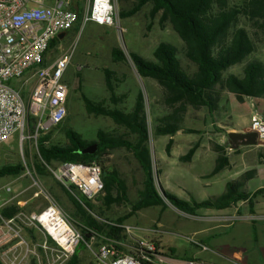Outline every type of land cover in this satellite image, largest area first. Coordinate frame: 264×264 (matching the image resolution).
<instances>
[{
  "label": "rangeland",
  "instance_id": "1",
  "mask_svg": "<svg viewBox=\"0 0 264 264\" xmlns=\"http://www.w3.org/2000/svg\"><path fill=\"white\" fill-rule=\"evenodd\" d=\"M250 1L227 0V6L245 11ZM71 2L72 9L83 16L90 0ZM114 4V26L80 24L50 51L52 58H70L64 76L69 87V112L64 122L38 134L33 128L26 130L25 136L33 138L22 145L20 138L14 136L11 139L13 149L0 156V170L16 166L25 169L11 177L15 180L22 175L18 179L19 187L14 189L13 194L23 192L18 195L20 200L38 194L31 204H0V264L70 262V258L61 256L57 244L48 239L39 226L28 221V217L41 215L53 205L83 231L81 215L70 198L67 199L63 184L51 171L61 163L57 160L50 164L43 161L40 137H47V147L63 148L71 145L70 132L76 133L88 145L99 142L100 134L123 137L137 143L138 136L117 124L112 117L90 112L86 99L107 111L131 113L139 93L143 92L149 129L148 147L161 194L164 190L188 202H201L224 194L228 183H242L245 191L264 186V144L231 149L228 137V133L233 131L249 132L252 115L264 111V97H238L225 86L230 76L243 77L248 64L264 63V19L257 17V14H244L231 28V33L238 28L248 32L254 43V52L243 62L223 72L221 83L210 93L211 110L208 106L196 107L187 101L171 102L167 91L158 82L139 75L131 59V54L136 53L147 61L156 62L154 52L157 47L161 43H169L176 47L183 70L191 77L197 73V64L186 57L185 44L170 21L161 22L163 12L152 17L153 4L148 3L137 13L128 15L137 4L134 0H114ZM114 51L123 52L124 59L115 60ZM34 86L35 81H32L24 92L26 97ZM167 124L180 129L173 135L157 132L159 127ZM95 152L96 145H93L89 154ZM222 158L227 160V165L221 172L214 173L218 160ZM100 161L104 168L115 172L123 181L126 199L108 203L104 191L95 200H89L92 209L84 206V210L98 222L103 232H108L110 225L116 223L122 228L124 246L121 247L124 253L130 251L135 239L145 238L162 251L166 260L187 262L195 257L209 264H264V219H254L256 215L251 213L250 217L243 218L241 211L238 214L241 217L235 218L229 215L234 209L221 213L228 214L222 217H211L206 210L192 216L178 210L167 200L166 206L134 212L133 207L145 190L146 179L138 159L126 148H115L103 153ZM37 166L42 167L44 172L39 173ZM4 180L9 181L10 177ZM118 195L120 191L113 190L112 198ZM38 201L43 203L42 206ZM6 209L15 212L17 217L21 213L23 216L14 223H8L6 220L9 219L2 215ZM124 217L127 218L119 223ZM102 241L101 237L91 241L94 251L81 244L77 249L78 264H93L94 252H97Z\"/></svg>",
  "mask_w": 264,
  "mask_h": 264
},
{
  "label": "trees",
  "instance_id": "2",
  "mask_svg": "<svg viewBox=\"0 0 264 264\" xmlns=\"http://www.w3.org/2000/svg\"><path fill=\"white\" fill-rule=\"evenodd\" d=\"M134 1L137 4L128 15H133L148 3H152L151 16L154 17L160 11L163 12L161 22L170 21L174 31L185 44L186 57L198 66L197 73L193 77L189 76L182 68L176 47L169 43H161L154 52L156 62L147 61L136 53L131 54V59L139 75L144 79H152L158 82L167 91L170 101L173 103L187 101L196 107L208 106L213 110L212 103L209 101L210 93L221 83L223 72L243 62L254 52V43L248 32L244 28H238L231 33V28L237 23L239 17L244 14H257V17L264 19V0H251L245 11L243 8L228 7L227 0ZM58 41H53L50 48L53 49ZM113 56L117 61L124 59V54L120 51H114ZM225 86L238 97H264V63L252 62L248 64L243 77L239 78L232 75L226 80ZM86 103L90 112L108 115L117 124L126 127L132 134H136L138 136L137 143L123 137H107L100 134L99 142L91 144L96 145V152L89 154L84 153V151L91 145L83 143L74 132L69 133L71 145L65 148L47 147L45 144L47 137H40L39 148L44 162L50 164L52 161L57 160L61 164L100 163L102 165L100 158L107 150L126 148L134 153L146 176L145 190L141 199L134 205V212L148 207L166 206L167 200L178 210L195 216L201 210H225L246 201L249 204L250 213L252 215L256 214V199L259 196L264 198V188L254 193H248L244 190L242 183H228L227 191L224 194L201 202L196 200L188 202L164 190L163 194L160 193L148 147L149 129L143 92L139 93L131 113L107 111L102 107L95 106L88 99H86ZM179 129L176 125L167 124L165 127H159L157 132L163 135H173ZM170 147L169 144L167 147L168 154L170 153ZM191 155L192 151L188 159ZM226 165V159L218 160L214 173L221 172ZM36 169L39 173L44 172V169L40 166H37ZM20 170L24 171L25 169L21 166L5 167L0 170V178ZM102 178L108 203L121 202L126 199L125 185L115 172H110L103 167ZM63 188L81 215L84 241L89 242L92 237H101L102 239L111 238L122 242L123 230L117 223L110 225L108 232H103L98 222L84 210V206L92 209L90 201L80 192L79 194L74 186H71V191L64 185ZM115 189L120 191V195L117 198H112L111 195ZM2 215L7 219H11L15 216V212L6 209L2 212ZM126 218H122L119 223H122ZM83 243L85 244V242L81 244ZM120 249H123V247H120ZM78 258V250H76L68 264H78Z\"/></svg>",
  "mask_w": 264,
  "mask_h": 264
},
{
  "label": "built area",
  "instance_id": "3",
  "mask_svg": "<svg viewBox=\"0 0 264 264\" xmlns=\"http://www.w3.org/2000/svg\"><path fill=\"white\" fill-rule=\"evenodd\" d=\"M88 23L114 26V0H90L83 16L72 9L71 0H0V156L13 149L11 139L14 136L20 138L22 145L33 138L25 136L26 130L33 128L38 134L59 126L66 119L69 87L64 76L70 58L49 57L50 45L60 40L59 35H68L78 25ZM32 81L35 86L26 97L24 92ZM249 132L257 133L259 144H264V111L252 115ZM51 171L66 188L71 191L74 186L88 200H95L105 191L100 163H62ZM3 192L13 195L10 186ZM50 211L57 219V230L65 227L60 238L42 219ZM22 216L23 213L17 218ZM14 221L6 220L8 223ZM28 221L39 226L66 259L72 258L82 242L94 251L91 241L95 237L89 242L84 241L82 231L54 205L41 215L28 217ZM121 246H124L123 242L104 238L94 252L93 264H167L162 251L145 238L135 239L127 253L120 249ZM186 264L209 263L192 259Z\"/></svg>",
  "mask_w": 264,
  "mask_h": 264
},
{
  "label": "crops",
  "instance_id": "4",
  "mask_svg": "<svg viewBox=\"0 0 264 264\" xmlns=\"http://www.w3.org/2000/svg\"><path fill=\"white\" fill-rule=\"evenodd\" d=\"M96 25V24H95ZM99 26V25H98ZM49 57H51L50 56V52H49ZM52 58V57H51ZM57 58V57H56ZM248 132V131H247ZM22 172H23V170H22ZM12 176H16V174H14V175H7V176H4V177H2V178H0V204L2 203V205H4V204H9V203H17V204H19V205H26V204H31L32 203V201L35 199V197H37V195L38 194H35L34 196L33 195H31V196H27L26 198H24L23 197V199L24 200H20L19 198H18V195H20L21 193H23V192H20V193H18V194H16V192L13 194V195H10V196H8V195H6L4 192H3V190H4V188L6 187V186H10V187H12V190L14 191V189L15 188H17L18 189V187H19V184H18V179L19 178H21L22 177V175L21 176H19L18 177V179L16 178L15 180L14 179H11V177ZM6 177H10V180L9 181H6V180H4L3 181V179H5ZM14 180V181H13ZM14 183H16V186H13V184ZM225 188H226V184H225V187H224V191H225ZM261 188H264V186H260V187H258L257 189H255L254 191H248L247 189H246V192H248V193H254V192H256L257 190H259V189H261ZM16 190V189H15ZM222 195V194H221ZM25 196V195H24ZM67 196V195H66ZM220 196V195H219ZM61 197L62 198H64L65 196L64 195H61ZM214 197H218V196H214ZM18 198V199H17ZM69 197L67 196V199H68ZM17 200H19V201H17ZM38 204L40 205V206H42V202H39L38 201ZM232 209H234L233 210V212H232V214H229V215H234V217L235 218H240L241 216L243 217V218H248V217H250V209H249V204H248V202H241V203H239L238 205H236V206H234V207H232V208H229V209H225V210H214V209H206V211H208V212H206V213H208V215L209 216H211V217H222V216H226V215H228V214H221V213H225L226 211H229V210H232ZM255 210H256V216H254L253 218L254 219H264V198H257L256 199V205H255ZM242 212V215L239 217L238 216V214H239V212ZM214 213H220V214H214ZM11 219H17V216H14L13 218H11ZM237 255V254H236ZM192 259H197V258H195V257H192L190 260H192ZM190 260H188V261H190ZM187 261V262H188ZM187 262H179V261H176L175 259H170V260H167V264H186Z\"/></svg>",
  "mask_w": 264,
  "mask_h": 264
},
{
  "label": "water",
  "instance_id": "5",
  "mask_svg": "<svg viewBox=\"0 0 264 264\" xmlns=\"http://www.w3.org/2000/svg\"><path fill=\"white\" fill-rule=\"evenodd\" d=\"M66 34L59 35V39L65 38ZM229 144L231 149H238L241 146H257L259 144L258 135L255 132H229ZM93 145L88 147L84 153H90Z\"/></svg>",
  "mask_w": 264,
  "mask_h": 264
},
{
  "label": "bare ground",
  "instance_id": "6",
  "mask_svg": "<svg viewBox=\"0 0 264 264\" xmlns=\"http://www.w3.org/2000/svg\"><path fill=\"white\" fill-rule=\"evenodd\" d=\"M55 214L50 211L49 213L45 214L43 216V220L46 223V226L50 229V231L57 237L60 238V236L62 235L63 230H65V227H62V229L57 230L56 228V217L54 216Z\"/></svg>",
  "mask_w": 264,
  "mask_h": 264
},
{
  "label": "flooded vegetation",
  "instance_id": "7",
  "mask_svg": "<svg viewBox=\"0 0 264 264\" xmlns=\"http://www.w3.org/2000/svg\"><path fill=\"white\" fill-rule=\"evenodd\" d=\"M67 36V34L65 35V37Z\"/></svg>",
  "mask_w": 264,
  "mask_h": 264
}]
</instances>
